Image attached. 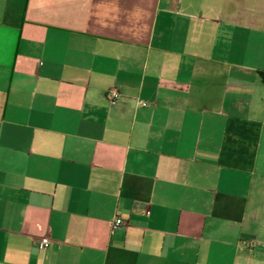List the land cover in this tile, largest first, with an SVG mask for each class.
<instances>
[{
	"label": "crops",
	"instance_id": "0c3cea01",
	"mask_svg": "<svg viewBox=\"0 0 264 264\" xmlns=\"http://www.w3.org/2000/svg\"><path fill=\"white\" fill-rule=\"evenodd\" d=\"M0 264H264V0H0Z\"/></svg>",
	"mask_w": 264,
	"mask_h": 264
},
{
	"label": "built area",
	"instance_id": "2783aa9c",
	"mask_svg": "<svg viewBox=\"0 0 264 264\" xmlns=\"http://www.w3.org/2000/svg\"><path fill=\"white\" fill-rule=\"evenodd\" d=\"M108 95L110 97H116L118 96V92L116 90H109ZM142 105H147L148 103L145 101H141ZM123 222V220L121 218H116L114 220V222L112 223V230H114L118 225H120ZM51 242V238L48 234L42 236L39 239L38 245L40 248H46Z\"/></svg>",
	"mask_w": 264,
	"mask_h": 264
}]
</instances>
